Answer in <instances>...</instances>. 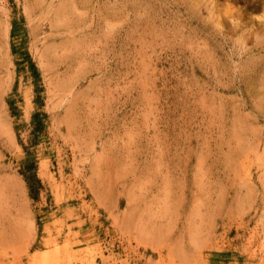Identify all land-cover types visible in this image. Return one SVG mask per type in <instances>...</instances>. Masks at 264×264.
<instances>
[{
  "label": "rangeland",
  "instance_id": "rangeland-1",
  "mask_svg": "<svg viewBox=\"0 0 264 264\" xmlns=\"http://www.w3.org/2000/svg\"><path fill=\"white\" fill-rule=\"evenodd\" d=\"M0 264H264V0H0Z\"/></svg>",
  "mask_w": 264,
  "mask_h": 264
},
{
  "label": "trees",
  "instance_id": "trees-1",
  "mask_svg": "<svg viewBox=\"0 0 264 264\" xmlns=\"http://www.w3.org/2000/svg\"><path fill=\"white\" fill-rule=\"evenodd\" d=\"M32 122L35 126H38L40 127L41 126V121L39 119V116L37 114H35L33 117H32ZM28 170H32L33 168V165L32 163H29V165L27 166Z\"/></svg>",
  "mask_w": 264,
  "mask_h": 264
},
{
  "label": "bare ground",
  "instance_id": "bare-ground-1",
  "mask_svg": "<svg viewBox=\"0 0 264 264\" xmlns=\"http://www.w3.org/2000/svg\"><path fill=\"white\" fill-rule=\"evenodd\" d=\"M231 12V11H230Z\"/></svg>",
  "mask_w": 264,
  "mask_h": 264
}]
</instances>
